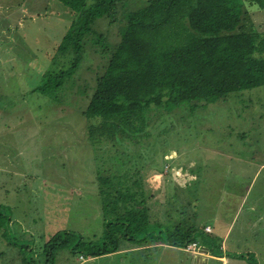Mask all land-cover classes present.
I'll return each instance as SVG.
<instances>
[{
  "label": "rangeland",
  "instance_id": "obj_1",
  "mask_svg": "<svg viewBox=\"0 0 264 264\" xmlns=\"http://www.w3.org/2000/svg\"><path fill=\"white\" fill-rule=\"evenodd\" d=\"M131 5L138 10L147 0ZM72 18L57 0H0V225L17 231L0 235V264H22L21 247L42 246L61 231L87 242L105 233L95 180L98 157L108 153L90 143L82 115L89 98L62 93L60 103L33 93L45 70L40 51H52ZM243 25L264 33V9ZM97 29L110 43L120 41L117 23L102 20ZM88 62L92 68L82 70L79 83L89 82L91 96L107 58L95 52ZM130 143L122 156L131 170H141L148 196L155 197L149 202L154 215L170 210L177 216L174 208L197 206L195 222L203 226L196 235L198 252L152 246L92 259L88 254L84 262L65 249L52 264H136L141 253L147 256L142 264H264V86L231 93L194 115L188 105L138 115ZM110 148L114 153L120 146ZM102 168L106 175L115 171L111 159ZM188 184L200 196L192 193L186 202L182 191Z\"/></svg>",
  "mask_w": 264,
  "mask_h": 264
},
{
  "label": "trees",
  "instance_id": "obj_2",
  "mask_svg": "<svg viewBox=\"0 0 264 264\" xmlns=\"http://www.w3.org/2000/svg\"><path fill=\"white\" fill-rule=\"evenodd\" d=\"M57 1L73 18L52 51H40L45 70L33 93L39 91L60 103L62 93L63 97L76 92L89 98L82 115L88 121L90 143L108 153L98 157L102 163L97 164L95 180L105 233L87 242L73 231L58 232L42 246L21 247L22 264H52L65 249L86 260L152 246L192 251L188 247H197L196 235L203 227L195 222L197 206L194 211L187 204L174 208L177 216L170 210L154 215L149 202L155 197L148 196L141 170H131V162L122 155L129 150L138 115L171 113L183 105L194 115L199 107L231 93L264 86V33L243 29V21L264 9V0H147L138 10L131 5L134 0ZM102 20L119 25V42L110 43L97 29ZM95 52L107 62L90 96L89 82L79 80L83 69L92 68L88 59ZM110 143L120 148L112 153ZM110 159L115 171L106 175L102 164ZM185 176L177 181H186ZM183 192L186 202L192 193L200 196L190 184ZM16 233L0 225L2 237ZM13 243L9 245L16 248ZM122 243L125 248L120 247ZM35 255L41 261H35ZM145 259L146 255L138 254L136 264Z\"/></svg>",
  "mask_w": 264,
  "mask_h": 264
},
{
  "label": "built area",
  "instance_id": "obj_3",
  "mask_svg": "<svg viewBox=\"0 0 264 264\" xmlns=\"http://www.w3.org/2000/svg\"><path fill=\"white\" fill-rule=\"evenodd\" d=\"M206 230L207 231H211L210 226H207L206 227ZM195 249H196V244H193V245H191V246L188 247V250H193L194 251ZM82 259L84 260V262H86L84 258H82Z\"/></svg>",
  "mask_w": 264,
  "mask_h": 264
},
{
  "label": "crops",
  "instance_id": "obj_4",
  "mask_svg": "<svg viewBox=\"0 0 264 264\" xmlns=\"http://www.w3.org/2000/svg\"><path fill=\"white\" fill-rule=\"evenodd\" d=\"M259 11H260V9H259ZM261 162H262V161L259 160V171H260V169L262 168ZM255 232H256V230L254 231V233H255ZM254 233H253V234H254ZM224 259H226V257H221V260H220V261L223 262ZM217 260H219V259H217Z\"/></svg>",
  "mask_w": 264,
  "mask_h": 264
}]
</instances>
